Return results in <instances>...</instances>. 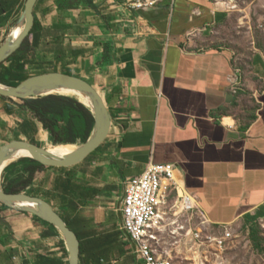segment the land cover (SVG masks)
<instances>
[{
	"label": "crops",
	"instance_id": "crops-1",
	"mask_svg": "<svg viewBox=\"0 0 264 264\" xmlns=\"http://www.w3.org/2000/svg\"><path fill=\"white\" fill-rule=\"evenodd\" d=\"M27 1L0 0V49ZM37 8L40 40L31 35L29 60L86 80L113 118L98 149L46 176L47 190L61 176L74 187L66 197L79 205L71 219L90 263L93 243L103 264H143L119 212L125 183L150 163L175 165L180 187L215 226L264 221V56L256 50L249 69L245 55L217 43L229 13L211 0H162L144 12L127 0H40ZM22 103L0 97V136L8 126L14 134L0 149L33 136L54 144L39 122L25 130ZM38 218L0 202V264H70Z\"/></svg>",
	"mask_w": 264,
	"mask_h": 264
},
{
	"label": "water",
	"instance_id": "water-1",
	"mask_svg": "<svg viewBox=\"0 0 264 264\" xmlns=\"http://www.w3.org/2000/svg\"><path fill=\"white\" fill-rule=\"evenodd\" d=\"M40 0H28L25 12L20 20L18 27L9 35L5 44L0 49V68L7 63L16 53H18L26 41L31 37L36 25L35 12ZM22 30L20 37L14 39L16 30ZM75 93L85 95L90 99V105L82 102ZM0 95L14 100L24 101L26 99H34L48 95H63L71 96L78 99L83 105L89 108L95 119V126L88 141L82 144L74 153L64 157L57 158L50 154L49 148H43L35 143L26 140H15L4 145L0 149V202L4 205L33 214L42 220L55 226L63 236L66 248L69 253L70 264H81V242L78 234L71 229L66 220L55 209L52 203L44 198L33 197L31 195L9 194L4 189V175L6 169L12 164L19 162L25 158H32L44 167L65 168L72 167L84 159L101 146L107 139L112 124L113 118L110 114L107 104L100 93L86 80H81L78 77L64 74H46L26 80L19 86H9L0 81ZM26 151L29 155L19 157L13 160L15 151ZM14 151L13 153H11ZM125 197V187L121 205ZM26 205H39V209L28 207ZM119 215L123 214L120 207ZM123 226V224H122ZM123 232L128 237L134 250H137V245L128 235L127 231Z\"/></svg>",
	"mask_w": 264,
	"mask_h": 264
},
{
	"label": "trees",
	"instance_id": "trees-1",
	"mask_svg": "<svg viewBox=\"0 0 264 264\" xmlns=\"http://www.w3.org/2000/svg\"><path fill=\"white\" fill-rule=\"evenodd\" d=\"M38 8L35 15L37 16ZM39 25L36 24L32 36L39 35ZM31 36V37H32ZM29 38L23 45L21 50L16 53L7 63L0 68V81L9 86H19L26 80H30L35 76H42L48 73L41 71L35 62L29 60V56L33 51L32 38ZM40 40L38 36L36 42ZM42 66V64H41ZM29 67L37 68V73L34 76L28 72ZM44 72V73H43ZM7 101L15 102L14 99L3 97ZM19 104V107L28 113V119L25 121V130H32L36 122L41 123L44 128L50 132L54 145L61 144H84L90 138L94 126L95 119L89 108L83 105L78 99L71 96L63 95H48L34 99H26ZM15 110H10V114H14ZM19 140V139H17ZM63 168L44 167L38 161L32 158H25L9 166L4 175V189L9 194H28L33 197L44 198L53 204L55 209L66 220L68 225L77 234L76 227L73 225L71 219V212L78 209L79 205L67 198L66 195H71L74 187L70 182L65 183L64 177L61 176L55 181L52 189L42 188L43 186L37 185L38 174L43 170ZM66 184V185H65ZM43 221L49 228V232L45 233L46 237L57 236L60 231L50 223ZM246 223L252 224L251 239L254 243L256 250L264 252L263 239L260 236V217L248 216ZM260 226V227H259ZM80 238V235H78ZM81 239V238H80ZM94 250L91 263L86 258L84 245H81V264H103V257L97 253L96 246L90 244ZM66 255H69L68 250L64 247ZM67 257V256H66ZM44 259V258H43ZM42 259V261H43ZM42 264H66L65 261L60 259L46 260Z\"/></svg>",
	"mask_w": 264,
	"mask_h": 264
},
{
	"label": "built area",
	"instance_id": "built-area-1",
	"mask_svg": "<svg viewBox=\"0 0 264 264\" xmlns=\"http://www.w3.org/2000/svg\"><path fill=\"white\" fill-rule=\"evenodd\" d=\"M161 2L127 0V6L144 12L157 8ZM121 210L123 229L136 243V253L143 264H174L158 247L165 235L178 243L185 240L188 245H210L225 252L235 234L231 226L220 227L224 228L221 233L211 232L215 225L199 210L196 196L180 187L173 164L150 163L142 176L127 181Z\"/></svg>",
	"mask_w": 264,
	"mask_h": 264
},
{
	"label": "rangeland",
	"instance_id": "rangeland-1",
	"mask_svg": "<svg viewBox=\"0 0 264 264\" xmlns=\"http://www.w3.org/2000/svg\"><path fill=\"white\" fill-rule=\"evenodd\" d=\"M217 6L218 10L229 13V20L224 28L218 30L217 43H223L228 47L235 49L239 55L247 57L249 67L256 50L264 56V0H211ZM225 42V43H224ZM242 46L243 48H240ZM238 55V54H237ZM250 69V68H249ZM44 71V70H41ZM67 72V70H59ZM22 103L21 100H19ZM11 127L2 129L0 143L14 138ZM2 138V139H1ZM4 139V140H3ZM35 143L43 148H49L51 145L38 140V137H29L25 139ZM41 140V139H40ZM78 144L76 147H80ZM48 170L38 174L37 185L48 189L50 177H46ZM52 174V170H50ZM213 227V226H210ZM234 238L229 243V249L225 252H219L217 249L202 244H187L183 240L181 243L170 236H163L159 244V250L165 258L172 259L174 264H264V252L256 250L251 239L252 224L239 222L233 226ZM260 227V226H259ZM224 228L214 226L212 233H221ZM206 234L207 230H205ZM260 236L264 244V221L261 222ZM59 253L65 255L66 243L61 234L55 236L53 240ZM132 259V257H131ZM132 261V260H131ZM122 264H126L123 262Z\"/></svg>",
	"mask_w": 264,
	"mask_h": 264
},
{
	"label": "bare ground",
	"instance_id": "bare-ground-1",
	"mask_svg": "<svg viewBox=\"0 0 264 264\" xmlns=\"http://www.w3.org/2000/svg\"><path fill=\"white\" fill-rule=\"evenodd\" d=\"M21 33H22V30H20V29L16 30V32L14 34V39H17L18 37H20ZM75 95L78 96L82 102L90 105L91 101L85 95L80 94V93H75ZM78 148L79 147H76L72 144H61V145H57V146L56 145L51 146L49 148V150H50V154L53 157L64 158V157L74 153ZM14 151H12L11 153H13ZM13 155H14L13 160H16L19 157H24V156H27L29 154L26 151H15L13 153ZM26 206L39 209V205H26Z\"/></svg>",
	"mask_w": 264,
	"mask_h": 264
}]
</instances>
